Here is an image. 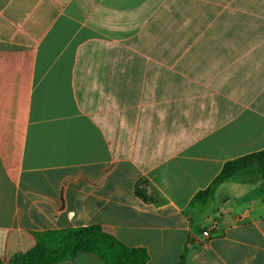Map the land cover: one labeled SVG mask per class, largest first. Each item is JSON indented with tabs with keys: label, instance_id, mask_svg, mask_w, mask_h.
Returning <instances> with one entry per match:
<instances>
[{
	"label": "crops",
	"instance_id": "crops-1",
	"mask_svg": "<svg viewBox=\"0 0 264 264\" xmlns=\"http://www.w3.org/2000/svg\"><path fill=\"white\" fill-rule=\"evenodd\" d=\"M262 149L264 0H0V264L92 225L148 264H264L259 167L193 201Z\"/></svg>",
	"mask_w": 264,
	"mask_h": 264
},
{
	"label": "trees",
	"instance_id": "trees-1",
	"mask_svg": "<svg viewBox=\"0 0 264 264\" xmlns=\"http://www.w3.org/2000/svg\"><path fill=\"white\" fill-rule=\"evenodd\" d=\"M258 166L260 179L264 180V149L227 161L220 173L207 188L199 191L194 202L207 205L219 185L241 171ZM109 170L98 182L101 184ZM150 182L140 179L135 185V195L146 204H157L154 193L148 192ZM36 244L22 255H17L9 264H57L74 259L80 254H93L104 264H148L149 254L145 248H132L121 242L108 226L45 230L35 233ZM179 264H183V256Z\"/></svg>",
	"mask_w": 264,
	"mask_h": 264
},
{
	"label": "built area",
	"instance_id": "built-area-1",
	"mask_svg": "<svg viewBox=\"0 0 264 264\" xmlns=\"http://www.w3.org/2000/svg\"><path fill=\"white\" fill-rule=\"evenodd\" d=\"M203 235H204L205 237H209V236H210V233H209L208 230H206V231L203 232Z\"/></svg>",
	"mask_w": 264,
	"mask_h": 264
},
{
	"label": "rangeland",
	"instance_id": "rangeland-1",
	"mask_svg": "<svg viewBox=\"0 0 264 264\" xmlns=\"http://www.w3.org/2000/svg\"><path fill=\"white\" fill-rule=\"evenodd\" d=\"M255 167H257V168H258V166H255Z\"/></svg>",
	"mask_w": 264,
	"mask_h": 264
}]
</instances>
